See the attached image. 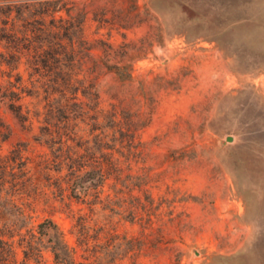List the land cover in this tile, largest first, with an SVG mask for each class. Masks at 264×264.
Instances as JSON below:
<instances>
[{"label":"rangeland","instance_id":"374dc122","mask_svg":"<svg viewBox=\"0 0 264 264\" xmlns=\"http://www.w3.org/2000/svg\"><path fill=\"white\" fill-rule=\"evenodd\" d=\"M57 1L91 49L78 72L138 148L97 186L89 127L62 122L28 58L2 64L0 264H55L56 239L76 264H264V0Z\"/></svg>","mask_w":264,"mask_h":264},{"label":"trees","instance_id":"16d2710c","mask_svg":"<svg viewBox=\"0 0 264 264\" xmlns=\"http://www.w3.org/2000/svg\"><path fill=\"white\" fill-rule=\"evenodd\" d=\"M4 7L8 17L5 21L3 40L8 50L7 57L11 61L4 59L0 68L2 64L8 67L12 61L26 57L34 74L47 78L46 87L42 89L49 95L48 102L51 97L53 100L58 98L54 110L60 114L62 122H78L89 127V136L92 137L95 152L83 158H87L88 162L90 160L91 163L88 164L91 166V172L98 173L97 186H102L115 168L114 157L133 154L138 148V143L133 125L127 121L123 123L118 118L115 105L111 104V110L108 112L100 107L96 92L97 81L79 73L78 66L84 63V59H88L91 50L82 37V24L58 15L64 7L61 1L57 0H8ZM102 65L106 70L113 68L112 72L116 75L120 87L131 83L132 75L128 71L122 73L126 71V67ZM81 97L85 101H82ZM62 136L66 138L67 135L63 133L59 137V143L64 146ZM109 136L113 139L105 140ZM74 168L75 165L70 170ZM88 173L90 172L74 174L70 182V198L79 200L87 196L88 188H83L80 181L83 175ZM56 229V225L50 220L38 225L40 236ZM26 248L28 249L24 251L25 258L31 255V244ZM52 252L55 264H76L70 251L62 246L58 239L52 245Z\"/></svg>","mask_w":264,"mask_h":264}]
</instances>
